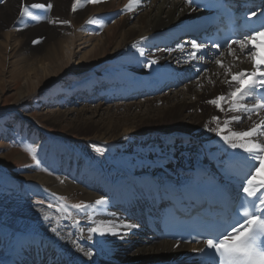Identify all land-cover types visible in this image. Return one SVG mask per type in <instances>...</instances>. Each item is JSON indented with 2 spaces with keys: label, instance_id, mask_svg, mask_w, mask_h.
Masks as SVG:
<instances>
[{
  "label": "bare ground",
  "instance_id": "6f19581e",
  "mask_svg": "<svg viewBox=\"0 0 264 264\" xmlns=\"http://www.w3.org/2000/svg\"><path fill=\"white\" fill-rule=\"evenodd\" d=\"M75 2L0 0V81L6 76L8 56L7 74L16 86L10 98H16L14 108H18L22 100L39 88L47 94V85L62 89L67 82L91 73L90 79L77 86L86 102L79 109L60 108L44 115V121L67 125L71 132L80 133L78 139L123 148L129 164L124 167L106 162L107 175H104L91 170L76 156L64 154L55 161L60 178L40 172L24 175L25 179L44 183L92 207L82 211L79 223L63 220L54 210L48 212V219L42 218L41 213L46 211L41 208L11 204L12 209L1 210V220L12 230L14 246L0 259V264L180 263L193 255V248L200 246L162 240L151 230V223H156L160 212L157 203L168 193V187L182 190L192 185L196 172L203 169L218 176L223 184L240 190L241 173L248 168V162L243 159L245 153L231 149L215 132L208 130L216 126L213 116H219L223 124L225 119L238 114L220 112L206 102L230 90L224 83L230 76L215 63L204 73L196 71L194 60L188 58L190 48L183 47L181 51L177 34L190 30L191 20L203 14L190 7L187 0H142L133 11L124 10L128 0H102L98 4L81 0L73 10ZM22 4L52 7L30 8L32 16L39 17L36 20L19 15ZM107 16L119 18L108 25ZM90 18L102 20L105 26L87 23ZM79 30L94 31L100 38L74 65L71 63L73 35ZM187 41V38L182 40ZM141 49L144 55L140 54ZM237 54L240 56L237 61L231 55L220 59L225 64H234L233 72L251 70L250 61L238 48ZM153 60L157 62L152 64ZM189 73L193 76L182 79ZM21 81L25 82L19 86ZM174 82L178 85L172 87ZM253 121L258 122V117L254 115L251 121L243 118L238 124L233 122L231 128L247 130ZM156 130L173 135V139L145 146L136 155L124 140L128 135L149 133L150 136ZM1 159L6 161L8 155ZM21 179L15 178L13 186L21 184L28 194L34 193L32 185ZM101 198L107 203L96 205L95 201ZM97 224L113 226L119 235L91 233L89 229ZM177 244L179 247H175ZM76 245L91 250L93 257L89 259Z\"/></svg>",
  "mask_w": 264,
  "mask_h": 264
},
{
  "label": "rangeland",
  "instance_id": "374dc122",
  "mask_svg": "<svg viewBox=\"0 0 264 264\" xmlns=\"http://www.w3.org/2000/svg\"><path fill=\"white\" fill-rule=\"evenodd\" d=\"M117 19L107 16L105 20L110 25L116 23ZM94 33V31L87 30L75 32L73 35V37L75 36V41H73L75 44L72 45L73 51L71 53L72 64L78 65L82 55L91 48L92 43L96 40L98 41L100 37H97ZM8 51L11 52V47ZM7 63L4 72L6 73L5 80L0 81L2 82L0 83V211L12 209L13 205L11 206V204H16V207L28 206L31 209H44L47 213H41L42 218L49 216L48 212L54 210L60 217H63V220H81L83 218L81 216L83 215L82 210L73 208L72 205L81 202L85 203L83 200L69 198L44 183L25 179L24 175L40 172L60 178V171L55 161L64 154L76 156V158L81 159L88 165L91 170L101 172L104 175H107L105 170L106 162L117 166L124 165V167L129 164L123 148L116 149L112 144L106 142L78 139L80 133L71 132L66 124V126L62 127L54 123L48 124L44 121V115H48L60 108L79 109L82 102L86 101H84V96L81 91H78L79 87L77 86L87 78L90 79L92 74L86 73L79 80H71L62 89H59L56 85H47V94L42 93L39 88L32 92L29 97L22 100L18 108H14L17 105L15 104L16 98H10V96L15 93L16 86L14 81L11 80L10 74H7L10 65L8 56ZM91 66H87L82 72L85 73ZM35 80L37 81V78ZM24 82L21 81L19 86L23 85ZM82 97L83 100H81ZM59 101L62 103L60 104ZM88 104L95 106V103L92 104L90 102ZM74 117L75 113L71 115V119ZM150 136L149 133H141L128 135L124 140L132 146V152L136 155L145 146L155 145L159 141L170 142L173 139V135L165 134L161 130L151 132ZM25 146H31L35 150L36 158L40 161L39 165L32 159V155L25 151ZM96 148L102 149V152L98 153L95 151ZM89 149L95 152L89 153ZM12 152H14V156L11 155ZM17 153L21 155H17ZM4 155H8V159H5L6 161L1 159ZM15 178H23L21 181L32 185L34 193L28 194V190L25 191L21 184L13 186V183L16 182ZM61 197L65 199L61 200ZM49 205H52V207H49ZM61 206L64 207V211L60 210ZM1 218L3 217H0V259L8 255L14 246L12 230Z\"/></svg>",
  "mask_w": 264,
  "mask_h": 264
},
{
  "label": "snow or ice",
  "instance_id": "6c2138e0",
  "mask_svg": "<svg viewBox=\"0 0 264 264\" xmlns=\"http://www.w3.org/2000/svg\"><path fill=\"white\" fill-rule=\"evenodd\" d=\"M101 2L102 0H85L87 4ZM141 2L142 0H128L124 10L133 11L134 8L140 6ZM80 3L81 0H76L73 10ZM187 3L192 4L193 0H187ZM45 7L51 9L52 5L22 4L19 15L21 17L31 16L32 19L38 20L39 17L32 16L30 8L43 9ZM256 15L255 11L251 13L252 17ZM56 22L50 21V23ZM60 23L70 22L60 21ZM87 23L98 24L101 28L105 26L102 20L97 18H90ZM33 43H38V41H33ZM233 45H236L239 53L250 61L252 68L251 70L243 69L233 72L232 69L235 65L225 64L220 59L224 55L223 52L213 55L214 63L224 69L226 76H230V79L224 81L230 90L226 94H221L206 102L214 105L220 112L246 115H232L225 119L223 124H221L219 116H213L212 122L216 126L208 128L205 125V127L209 131L215 132L231 149H239L246 154L243 159L248 162V170L243 173L240 188L243 196L235 207L232 216L222 220L214 230L208 231L203 238V247L193 248V251L208 256L209 253L205 249L211 250L210 264H264V115H262L264 113V22H261L258 27L253 28L241 38L227 43V54L233 57V61L240 60L237 48H234ZM133 46L135 47V45ZM205 47V44L197 43L195 40L191 41L193 51L189 53V60H204V55L198 56L197 53H202ZM214 47L219 49L220 45L215 44ZM180 48L183 51V45ZM140 54L144 55L143 49L140 50ZM156 62L153 60L151 63L155 64ZM148 66L151 67V64ZM209 83L215 84V81L209 80ZM224 105H227V108ZM254 115L258 117V122L253 121L252 126L247 130L236 131L231 128L233 122L238 124L243 118L251 121ZM25 151L32 155V159L37 165L40 164L36 158L35 150L31 146H25ZM95 151L101 153L102 149L96 148ZM64 199L61 197V200ZM106 203L107 201L103 198L95 201L96 205ZM72 207L84 211L92 205L81 202L72 205ZM60 210L64 211L65 209L61 206ZM45 219L48 217L45 216ZM77 223L79 222L77 221ZM51 230L59 235L56 228ZM89 231L100 235L106 233L119 235L113 226L102 224H97ZM88 239H92V237L89 236ZM197 243L200 241L198 240ZM76 247L89 259L93 257L94 253L91 250L85 251L79 245ZM175 247H179V245L177 244Z\"/></svg>",
  "mask_w": 264,
  "mask_h": 264
}]
</instances>
